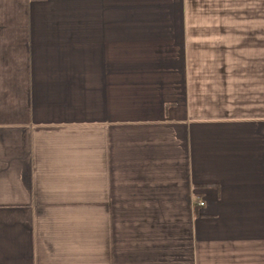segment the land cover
<instances>
[{
  "label": "crops",
  "instance_id": "obj_1",
  "mask_svg": "<svg viewBox=\"0 0 264 264\" xmlns=\"http://www.w3.org/2000/svg\"><path fill=\"white\" fill-rule=\"evenodd\" d=\"M0 264H264V0H0Z\"/></svg>",
  "mask_w": 264,
  "mask_h": 264
},
{
  "label": "built area",
  "instance_id": "obj_2",
  "mask_svg": "<svg viewBox=\"0 0 264 264\" xmlns=\"http://www.w3.org/2000/svg\"><path fill=\"white\" fill-rule=\"evenodd\" d=\"M199 205L203 207L205 205V203L204 202H201Z\"/></svg>",
  "mask_w": 264,
  "mask_h": 264
}]
</instances>
